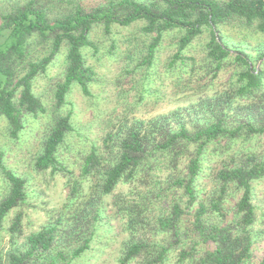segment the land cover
<instances>
[{"label": "trees", "instance_id": "1", "mask_svg": "<svg viewBox=\"0 0 264 264\" xmlns=\"http://www.w3.org/2000/svg\"><path fill=\"white\" fill-rule=\"evenodd\" d=\"M141 20L149 40L138 52V67L151 68L165 35L177 31V50L169 66L179 72L193 69L195 59L185 52L208 30L206 61L216 73L233 60L236 80L230 92L186 108L187 116L175 110L109 132L103 150L94 145L81 164V178H74L60 162L59 149L74 130L71 112L62 111L73 86L92 95L95 71L83 50H97L90 38L96 25H103L111 36L114 24L129 26ZM232 23L264 34V0H103L62 13L30 0L0 12V38L8 31L0 45V119L7 121L12 138L19 137L30 117L49 113L33 83L66 49L63 75L53 84L50 130L36 168L67 176L68 202L55 221L27 236L24 248L18 246L24 212L17 211L9 226L14 248L6 254L7 264H73L90 249L105 198L121 183L134 185L130 195L137 198L120 193L113 200L133 235L120 264L251 261L260 234L255 229L254 183L264 180V47L258 53L261 68L253 67V57L233 46L221 30ZM41 51L46 54L40 56ZM212 157L220 159L221 167L210 193L201 197L200 182ZM5 160L0 149V171L10 186L0 200V237L9 213L26 204L29 196L28 180L8 169ZM88 180H93L91 195L84 198ZM236 193L241 197L228 219L227 202Z\"/></svg>", "mask_w": 264, "mask_h": 264}, {"label": "rangeland", "instance_id": "2", "mask_svg": "<svg viewBox=\"0 0 264 264\" xmlns=\"http://www.w3.org/2000/svg\"><path fill=\"white\" fill-rule=\"evenodd\" d=\"M30 0H0V12L9 11L16 5ZM45 2L53 11L64 12L77 4H94L103 0H39ZM145 21H137L129 26L114 24L112 35L105 34L103 25H96L90 38L97 50L90 46L83 50L87 64L95 71V80L91 83L92 95L83 94L79 85H74L67 97L63 113L72 114L74 130L68 134L65 143L59 149V160L74 178H81V164L86 154L94 145L103 150L104 137L109 132H116L123 124H131L135 119H151L161 114L180 110L187 116L186 108L198 104L201 99L215 97L230 92L232 81L236 80L237 66L234 61L214 72L206 61L209 31L199 36L185 55L195 59L193 69L179 72L170 68L169 62L177 50L180 35L171 31L165 38L157 53L154 65L145 69L138 67L139 51L144 49V42L149 38L143 33ZM223 34L233 46L245 48L253 59V67L261 68L262 60L258 53L264 47V34L254 28H243L237 23L221 27ZM8 36L3 32L0 45ZM41 51L40 56H44ZM66 49L55 58L48 70L39 75L33 90L45 103L48 114L30 117L25 130L18 138H12L8 123L0 119V149L6 153L5 165L18 175L28 180L27 203L13 209L6 221L0 237V264H7L6 254L12 250L9 226L17 211L23 210V234L18 238V246L24 243L30 234L41 230L45 225L55 221L66 209L69 185L67 176L51 169L39 171L36 158L43 150V142L51 126V112L54 104L53 84L63 75L66 63ZM264 69V64L262 65ZM264 142V141H263ZM108 155V153H107ZM183 161L182 164L185 165ZM221 167L218 157H212L206 164L207 174L201 180L203 189L201 197L208 195L213 187L215 172ZM166 175V174H165ZM164 175V176H165ZM93 180L84 182L82 195H91ZM258 221L255 229L260 232L253 246V257L248 264H262L264 260V180L254 183ZM9 182L4 172L0 171V200L9 192ZM134 185L121 183L115 192L105 198L104 211L91 243V247L73 264H120L125 244L133 238L126 229V218L116 212L115 196L123 193L136 199L130 192ZM241 193L229 198L227 202L228 219H232L233 210ZM133 264H137L134 262ZM174 264V261L171 262Z\"/></svg>", "mask_w": 264, "mask_h": 264}]
</instances>
